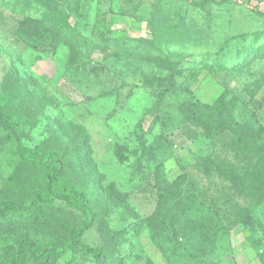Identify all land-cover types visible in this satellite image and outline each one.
Wrapping results in <instances>:
<instances>
[{"label": "rangeland", "instance_id": "374dc122", "mask_svg": "<svg viewBox=\"0 0 264 264\" xmlns=\"http://www.w3.org/2000/svg\"><path fill=\"white\" fill-rule=\"evenodd\" d=\"M16 1L0 0V94L20 120L21 144L58 152L65 177L88 194L96 222L83 243L104 249L106 264H264V201L231 191L229 213L249 214L231 226L191 190L205 180L196 163L208 158L252 172L258 163L255 181L264 185V20L241 4L205 0ZM55 5L81 41L73 52L45 22ZM111 16L119 23L102 42ZM89 41L96 46L85 48ZM247 45L260 53L250 65L212 66ZM217 109L225 132L190 121ZM232 133L252 137L238 145ZM4 134L0 201L27 203L44 187L42 171L11 155ZM160 186L173 189L175 217L159 209ZM45 212L50 227H0V255L20 231L59 242L81 221L59 201ZM46 264L95 262L75 252Z\"/></svg>", "mask_w": 264, "mask_h": 264}, {"label": "trees", "instance_id": "16d2710c", "mask_svg": "<svg viewBox=\"0 0 264 264\" xmlns=\"http://www.w3.org/2000/svg\"><path fill=\"white\" fill-rule=\"evenodd\" d=\"M16 1V0H14ZM20 0H18L19 2ZM25 1V0H24ZM51 1V0H47ZM47 1L34 0L38 7H43L48 4ZM207 2L213 3L215 5L233 4L238 3L247 8L250 12L254 13L259 18L264 20V10L261 4L264 0H205ZM17 2V1H16ZM24 3V2H19ZM21 11V10H20ZM22 11H24L22 9ZM13 12H17V9H13ZM44 17H46V23L50 24L52 27H56L55 40L58 43L63 42L66 44L70 50L73 52L77 48H80L81 41L76 37V33L69 29L67 23V17H62L58 19L61 15L57 11V6H53L49 9V13L44 12ZM118 19L115 16H111L108 24L103 28V32H98L99 40L106 42L113 39L112 34L115 31V26L118 24ZM130 28L135 31L141 30V23L138 21H130L128 23ZM136 25L137 27H133ZM75 36V37H74ZM247 40V39H246ZM245 38L241 39V42L245 43ZM93 41L85 44V48H94ZM238 55L233 59L218 60L212 66L225 67L232 62H237L242 60V64L236 63L234 66L244 67L250 65L255 58H257L260 53L255 47H250L249 45L244 46ZM227 56L233 54V51H227L225 53ZM264 55V52L263 54ZM225 57L224 55H221ZM234 59L236 61H234ZM164 64L162 69L170 68L174 70V62L171 63L170 59H162ZM161 66V65H160ZM184 108H188L184 106ZM220 111L213 115L208 113L206 117L194 115L191 117L192 121L196 125H202L206 130H212V128L222 129L220 125ZM214 112V110H213ZM225 132L227 129H222ZM232 129H230L231 131ZM5 133V140L8 144V151L11 155L17 157L23 164L29 165L31 167L37 168L42 171L44 187L39 189L27 203H21L16 199H6L0 201V227L8 228H18L25 225V227L37 228V227H50V219L45 218L46 208L52 206L56 202H61L66 208L79 213L81 216V221L70 228L65 234L62 241H52L49 243H40L31 238L30 230L25 229L20 231L15 237L12 246L9 248L7 253L0 255V264H27V263H38L46 264L49 261L55 260L57 258L73 254L75 252L81 253L85 257L91 258L95 264H106L108 260V254L104 249H98L86 245L81 240L82 236L90 230L96 222V214L94 212V207L88 196V194L79 186L70 182L64 175V167L61 156L55 150H44L41 148H29L21 144V124L19 118L5 110V98L0 94V135ZM232 143H237L238 145L246 143L248 137H252L250 133L246 134L244 137L239 133H232ZM234 140V141H233ZM251 160L250 162H252ZM219 162H210L209 158L201 162L196 163V176L200 179L199 183H204L200 186L197 182L191 190L197 194L196 202L200 205L206 206L207 208H213L217 211L215 217L220 218L221 215L224 217L227 215V220L231 226H236L242 223L246 218H249L248 212H241L236 214L232 212L229 213L228 209L230 207L225 206L226 203L229 204L231 197L228 196L231 191L239 190V197L244 200L253 197L256 202L264 201V185L257 184L255 173L256 168H258V163H250L253 166L245 169H237L231 166L226 168L224 164ZM264 171V168H263ZM259 176V175H258ZM172 188H165V186H160L158 189V204L159 209L162 211L168 210V215L171 214L172 217L178 214V211L174 210L173 194ZM193 192V193H194ZM228 192V193H227ZM229 197V198H228ZM167 198V199H166ZM194 198V197H193ZM233 200V199H232ZM239 200V199H237ZM170 202L168 207L167 202ZM234 204V202H233ZM172 206V207H171ZM183 205L180 203L175 207L178 209L182 208ZM223 207V211H219V207ZM186 209L190 207L183 206Z\"/></svg>", "mask_w": 264, "mask_h": 264}]
</instances>
